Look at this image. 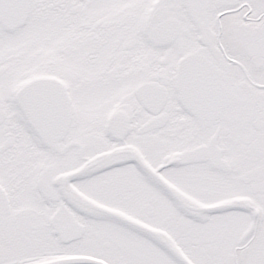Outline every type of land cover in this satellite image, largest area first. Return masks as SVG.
I'll use <instances>...</instances> for the list:
<instances>
[{
	"label": "snow or ice",
	"instance_id": "obj_1",
	"mask_svg": "<svg viewBox=\"0 0 264 264\" xmlns=\"http://www.w3.org/2000/svg\"><path fill=\"white\" fill-rule=\"evenodd\" d=\"M0 264H264V0H0Z\"/></svg>",
	"mask_w": 264,
	"mask_h": 264
}]
</instances>
